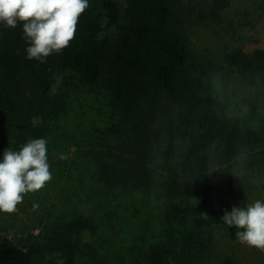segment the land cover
<instances>
[{"label": "trees", "instance_id": "16d2710c", "mask_svg": "<svg viewBox=\"0 0 264 264\" xmlns=\"http://www.w3.org/2000/svg\"><path fill=\"white\" fill-rule=\"evenodd\" d=\"M122 1V9L117 0H101L98 12L81 14L70 46L45 62L27 58L22 23L0 24V160L37 138L51 141L48 160L65 154L67 140L52 124L68 108L65 92L51 88L61 69L84 86L101 87L118 112L79 152L90 182L83 173L78 184L61 179V215L43 226L31 264H92L78 230L96 234L125 192L142 189L166 204V238L151 244L140 264H199L213 254L212 228L227 227L218 190L241 170L264 174L260 132L231 120L226 102L207 87L222 64L189 40L180 10L187 0ZM225 60L240 75L264 78V49L237 47ZM63 160L61 168L50 161L61 175L72 168ZM67 177L74 178L71 169ZM227 229L235 238L236 229ZM26 259L0 230V264ZM222 261L237 264L230 255Z\"/></svg>", "mask_w": 264, "mask_h": 264}, {"label": "rangeland", "instance_id": "374dc122", "mask_svg": "<svg viewBox=\"0 0 264 264\" xmlns=\"http://www.w3.org/2000/svg\"><path fill=\"white\" fill-rule=\"evenodd\" d=\"M117 1L122 9L123 1ZM100 9L101 0H89L86 11L92 13ZM180 10L191 43L222 64L219 73L206 81L209 91L226 102V115L231 120L241 127L257 129L264 145V78L240 75L225 60L227 52L237 47L249 51L264 49V0H187ZM120 11L124 19V12ZM51 88L53 91L62 89L66 94L67 111L52 124L59 140L61 135L67 140L64 154L67 159L63 162L66 169L72 167L74 178L67 177L70 169L61 175L59 169L51 165L52 160L61 168V155L53 154L48 160L52 180L42 190L26 195L17 213H0V230L27 255L22 264L37 260L43 226L52 215H61L62 183H77L75 176L79 173H83L85 182H90V170L84 167L85 161L79 157V152L85 149L86 142L96 140L98 128H106L118 114L101 87L82 85L69 69H61L53 75ZM46 141L48 149L51 141ZM241 172L218 190L223 215L233 207L264 200V174L252 169L247 174L244 170ZM125 193L119 200L120 207L115 209L116 214L112 213L105 227L96 234L84 227L78 230L77 242L86 249V257L92 264H140L146 249L166 238L165 202L144 189ZM33 205H38V209L33 210ZM212 234L213 254L199 264H224L223 257L229 255L237 264H264V253L238 243L236 237L230 238L227 227L216 226Z\"/></svg>", "mask_w": 264, "mask_h": 264}, {"label": "clouds", "instance_id": "9594fccd", "mask_svg": "<svg viewBox=\"0 0 264 264\" xmlns=\"http://www.w3.org/2000/svg\"><path fill=\"white\" fill-rule=\"evenodd\" d=\"M88 7L89 0H0V24L15 28L22 23L29 42L27 58L45 62L70 46L78 19ZM51 180L46 139H30L18 151L5 150L0 160V213H17L26 195L42 190ZM38 207L33 205V210ZM221 219L236 229L238 243L264 253V200L233 207Z\"/></svg>", "mask_w": 264, "mask_h": 264}]
</instances>
